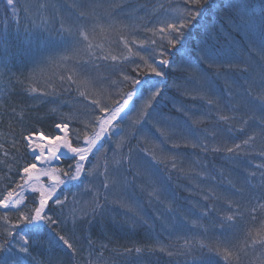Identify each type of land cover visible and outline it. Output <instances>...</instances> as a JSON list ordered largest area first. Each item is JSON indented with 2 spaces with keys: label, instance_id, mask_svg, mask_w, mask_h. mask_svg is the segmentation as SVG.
Listing matches in <instances>:
<instances>
[{
  "label": "snow or ice",
  "instance_id": "1",
  "mask_svg": "<svg viewBox=\"0 0 264 264\" xmlns=\"http://www.w3.org/2000/svg\"><path fill=\"white\" fill-rule=\"evenodd\" d=\"M206 2L157 0L146 21L127 0H0V48L10 47L8 29L14 26L19 48L36 64L20 81L30 103L0 100V122L7 114L20 127L11 139L0 132V163L7 167L0 175V264H109L108 245L98 250L91 238L83 256L78 232L103 218L110 204L123 209L133 226L154 229L141 195L162 206L156 216L161 233L147 246L113 248L123 264H148L145 257L155 253L183 257L184 264H264V5L258 18L249 14V3L230 5L236 13L226 17L228 36L257 26L260 31L259 44L249 36L242 49L246 75L236 92L222 91L218 83L225 77L221 69L233 68L227 59L232 49L221 52L212 42L213 33L217 39L221 33L213 28L185 49V33ZM56 41L59 54H45ZM169 89L201 101V110L168 97ZM168 99L178 116L160 114ZM41 105L47 109L35 119H52L54 134L26 123ZM205 122L213 127L200 128ZM182 147L198 149L204 158L182 153ZM209 153L245 165V174L227 178V187L212 183L218 177L205 162ZM257 156L260 162L248 168L247 158ZM173 176L201 196L204 203L193 204L198 215H178L169 198ZM219 177H225L223 168ZM74 182L87 198L71 191ZM164 233L167 242L160 238Z\"/></svg>",
  "mask_w": 264,
  "mask_h": 264
},
{
  "label": "trees",
  "instance_id": "2",
  "mask_svg": "<svg viewBox=\"0 0 264 264\" xmlns=\"http://www.w3.org/2000/svg\"><path fill=\"white\" fill-rule=\"evenodd\" d=\"M210 0L203 5L202 15L198 18L196 22H194V27L188 29L185 33L186 35V50H192L193 47L202 40L206 33L211 32L213 28H215L219 33H221L222 37L217 39L215 33H213V44L221 50V52L228 51V47L224 44V39L227 36L222 29H227L226 17L228 15H234L236 11H227V3H231L235 0H212L213 4H209ZM157 0H127V5L129 9H135L136 14L139 16L145 17V20H151V9L154 4H156ZM249 3L252 4L253 7L248 10L249 14L255 13V16L258 18L261 15V6L264 5V0H241L240 4ZM253 9L254 12H250ZM226 12V13H225ZM212 13V14H211ZM197 26L195 27V25ZM23 27H29V22L25 21ZM5 31L4 24V10L3 4H0V33ZM9 31V39L11 41L10 47L5 50L0 48V100H4L9 105H27L30 103L28 97L23 92V85L20 81L25 80V76L32 73L33 69L36 68V64L33 62V57L27 53H25L22 49L19 48V45L16 40L17 33L15 31V27L12 26L8 29ZM248 31V39L243 41L240 46L232 47V51L227 57V59L232 60L233 68L229 70L227 67L222 68L221 72L225 73V77L218 81L221 90L231 87L234 91L240 92L241 88L237 87V85H242L244 82L242 80L245 73L241 71L243 64H238V59H242V61L246 60V55L242 51L249 46V36L256 43L260 42V31L257 26L255 30H246ZM24 33L21 31L20 37L23 38ZM35 48V46H33ZM60 51L59 42H55L54 47H50L48 53L57 55ZM38 59V56L36 57ZM224 59V57H222ZM225 79L229 81L228 84H225ZM235 81L236 84H232L231 82ZM25 83H27L25 81ZM171 83V79H169V84ZM225 99L227 98V93L225 92ZM167 96L175 97L177 101H182L185 106L192 108L193 111H199L202 108V102L192 101L184 96L179 95L174 90L169 89L167 91ZM51 99V98H50ZM169 107L163 106L159 109L160 114L164 117H176L179 115L173 108L170 102ZM47 106L41 105L39 108L32 110V116L26 121L27 124L31 125V127L41 130L45 133L54 134L55 129L53 127L54 121L52 119H44L37 121L35 116L37 114L43 115L46 111ZM150 126V125H149ZM200 128H212L213 124L211 122H205L199 126ZM223 127V125H222ZM150 128H152L150 126ZM13 130H15L13 132ZM155 133V129L152 128ZM20 131L19 125L15 123V121L10 120L7 114L4 115L2 122H0V132H3L8 139H11L13 134L18 135ZM156 135H159L156 133ZM235 138L239 139L243 136L242 133L234 132L230 134ZM2 142V141H0ZM133 145L136 144V141H132ZM8 147V145H5ZM170 147V145H169ZM179 150L182 153H199V150L192 148H180ZM203 153H199V158H204ZM223 154H207L205 162L210 165V170L215 172V175L218 177L212 183L220 186L227 187V178H231L232 180H237L241 178L245 173L242 171L245 165H232L226 163L222 159ZM192 159H197L196 155L192 156ZM4 157L0 154V161H3ZM247 160L251 161V163H247V167L251 168L255 163L260 162V158L257 156L255 159L252 157L247 158ZM11 163V161H9ZM63 168H67V164L62 163ZM223 168L225 177H219V170ZM7 173V167L0 163V175ZM14 179H18L15 176V173H12ZM221 180L224 183L221 185ZM192 185L184 179L180 181L176 180V177L173 176L172 181L169 184V198H174L176 204L179 208L180 215L181 208H186L188 210L198 211L193 207V204L199 201L201 204L204 201L201 199V196L196 191H189ZM202 187H206V185H202ZM138 195H140L138 193ZM145 216L149 220L150 224L154 225V229H150L147 225L136 224L133 226L130 222H126V217L124 216V212L121 208L117 206H112L114 208L112 212L108 210L106 214L111 215L114 218V222H109L104 220L103 218H97L91 225H85L82 232H78V235L81 236L80 244L84 248L83 256L87 257V240L91 238L96 246L99 249V245L107 244L108 249L104 251V255L109 259V264H123L122 258L117 256L116 253L112 252L113 248L123 249L126 247H136V246H147L154 241L152 240V236L161 233L160 224L161 221L156 219L157 211H163L162 206L149 203L141 202ZM218 208H223L225 205L220 202L217 204ZM122 213V214H121ZM199 214V212H198ZM197 214V215H198ZM151 234V235H150ZM167 234V233H166ZM161 237V236H160ZM163 240H165V236L163 234ZM79 259V257H78ZM145 259L148 261V264H184L183 257H168L164 254H152L151 256H146Z\"/></svg>",
  "mask_w": 264,
  "mask_h": 264
},
{
  "label": "rangeland",
  "instance_id": "3",
  "mask_svg": "<svg viewBox=\"0 0 264 264\" xmlns=\"http://www.w3.org/2000/svg\"><path fill=\"white\" fill-rule=\"evenodd\" d=\"M240 1L241 0H235V1H233V2H231V3H227V5H226V7H227V10H226V12L227 11H236V9H234V8H232V7H230V5H233V4H236V5H239L240 4ZM171 2L173 3V4H180V3H182V0H171ZM209 4H213V2H212V0H210L209 1ZM225 12V13H226ZM250 12H254V10L253 9H251L250 10ZM212 14V13H211ZM197 26V24L195 25V27ZM222 32H224V34L226 35L227 34V36L225 37V39H224V44L226 45V47H228V48H232V47H234V46H240L242 43H243V41H245L246 39H248L247 37H248V35H246V30L245 31H240V32H237V31H235V30H233L232 31V35L231 36H228V33H227V31H226V29H222ZM233 40L235 41V43H233ZM241 61H242V59H238V64H241ZM242 65V64H241ZM252 69H251V67H249V71H251ZM246 74H244V76H245ZM244 76H243V78H242V80H243V82H244ZM168 97H171V96H168ZM168 102H170L171 103V105L173 106V103H172V100L171 99H168V100H166V101H164L163 103L165 104V105H167L168 107L170 106L169 104H168ZM151 127H152V124H149ZM149 125H147V127H149L150 128V126ZM155 129V128H154ZM180 152H182L181 150H179ZM59 166H61V162H56ZM44 179V181L47 183V178H43ZM82 179L84 180V184H87V180L86 179H84L83 177H82ZM68 187L69 188H71V191L72 192H77V193H79L80 194V196H82V197H84V198H87L88 197V193L87 192H85V190H84V186L82 185V184H80V182H74V184H70V185H68ZM70 199H71V196L69 197ZM140 199H141V202H146V203H148V201H147V199L146 198H144L142 195L140 196ZM155 206H157L156 204H154ZM112 206L113 205H108V210H110L111 212H112V210L114 209V208H112ZM115 210V209H114ZM116 211V210H115ZM122 211L124 212V210L122 209ZM117 212V211H116ZM193 213H195L196 215L198 214V211H195V210H188V209H186V208H181V212H180V216H183V215H185V214H189V215H191V214H193ZM122 214V213H121ZM104 220H106V221H109L110 223L111 222H114L115 220H114V218L111 216V215H109V214H106L105 215V219ZM150 223V222H149ZM161 230V229H160ZM161 232V231H160ZM164 236H165V240H164V242H167V240H166V236H167V234L166 233H164ZM162 240H163V234L161 235V237H160ZM158 254H161V253H156V255H158Z\"/></svg>",
  "mask_w": 264,
  "mask_h": 264
}]
</instances>
